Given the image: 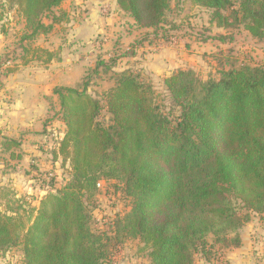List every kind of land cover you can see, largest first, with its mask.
<instances>
[{
	"label": "trees",
	"instance_id": "1",
	"mask_svg": "<svg viewBox=\"0 0 264 264\" xmlns=\"http://www.w3.org/2000/svg\"><path fill=\"white\" fill-rule=\"evenodd\" d=\"M8 1L30 28L28 39L59 21L54 9L62 0ZM191 1L217 27L242 26L264 39V0ZM170 2L116 0L137 27L155 34ZM22 50L23 64L28 53L43 64L55 59L48 48ZM141 77L132 69L113 74L104 93L106 125L86 82L53 89L47 99L57 101L65 125L54 159L68 161L71 173L63 186L46 191L33 213L22 205V212L0 210V252L21 245L23 264H108L114 245L129 238L144 243L151 264H194L198 252L240 245V226L264 211V64L231 63L204 80L179 68L162 77V103ZM19 146L13 139L1 143L12 159H20ZM101 180L119 181L131 207L96 227L89 205Z\"/></svg>",
	"mask_w": 264,
	"mask_h": 264
},
{
	"label": "rangeland",
	"instance_id": "2",
	"mask_svg": "<svg viewBox=\"0 0 264 264\" xmlns=\"http://www.w3.org/2000/svg\"><path fill=\"white\" fill-rule=\"evenodd\" d=\"M64 1H61L59 5L61 7L54 9L55 16L59 21L53 23L52 29L48 33L28 39L25 36L31 30L27 27L18 6L14 2L0 0V89L3 91V116L8 120H10V112H12L10 111L11 95H20L23 86L30 82L28 77L33 74L34 80H39L42 73H45V69L48 74L47 81H50L49 85L51 86L48 89L50 92L48 97L52 96L55 87L61 86L59 84L68 81L70 86H77V82L79 86L80 82L84 81L87 83L88 93L98 99L101 104L98 120L103 125L109 123L110 114L107 111L104 93L113 84V74L126 69L121 68L126 66V25L128 30L131 25L126 21V13L116 9L109 10L108 13H112L113 19H115L114 25L119 28L123 26L120 29L123 35L116 37L118 32H111L113 37L106 47H100L98 53L86 59L84 56L87 57L89 53L84 51L83 56L74 61L68 54L59 52L61 44L64 43L63 38L67 28L64 26V22L67 18L70 19L67 16V11L63 8L66 4ZM209 15L207 9L197 6L191 0H171L169 8L165 12L164 22L158 30L166 31L165 42L173 49L181 51L176 53L177 55L181 54V58L177 57V60H181L185 66H194V71L203 80L209 76H217L219 70L228 68L231 63L237 65L243 61L250 64H264V39L252 38L242 26L217 27L215 22H209ZM43 21L49 23L51 16L43 17ZM150 32H154V29L142 31L140 34L144 37L148 36ZM29 46L48 48L52 54L55 53V59L53 58L50 63L59 61L60 66L55 65L48 71V68H44L45 64L34 59V55L30 53L26 54L30 61L23 64L22 48ZM41 56L46 58L44 53ZM115 67L119 68L118 71L113 70ZM166 70L168 71V68ZM166 70L159 73H154L155 70H153L151 71L152 75H141L142 79L153 85L157 103L165 101L162 76ZM35 77L39 78L35 79ZM15 81L18 82L17 85L13 87L8 85ZM44 101L50 113L46 112L44 115H40L37 112V116H44L43 122L39 121V123L40 126L43 123V134L46 133L50 137V140L48 139L45 144L46 148L41 149L38 140L26 141L22 146L23 142L18 140L21 139L20 132L25 135L26 128L24 127L13 139L19 142L20 146L15 150L21 152L20 159H12L8 151L0 150V210L6 208L17 210L19 208V212H22L21 208H23L33 213L32 208L37 207L46 191L59 188L68 181L71 173L68 161H63L61 156L54 159L52 149L62 136L65 125L58 117L59 105L57 101L53 100L50 103L47 98ZM17 109L19 114L27 116L25 120L20 119L19 127H23L22 123L24 122L27 124L33 122L34 126L38 125V122L32 121L36 116L35 111L22 107L20 102L15 110L17 111ZM55 111L57 116L54 114ZM6 126L9 129V121ZM51 133L55 136H50ZM3 138L12 139L8 136ZM31 147L39 151V154L36 155L39 159L36 162L38 166L33 159H23L22 148ZM44 149L45 151L41 152ZM26 177L28 180L33 179V182L26 181ZM130 207L131 199L124 193L123 185L119 181L101 180L99 189L89 205L92 223L96 227H103L104 223L107 224L116 215L123 216L130 210ZM238 234L240 236L239 246L223 247L220 245L219 247L216 245L202 256L198 252L194 255V264H217L216 258L220 260V264H231L230 259L226 258L229 252H236L235 264H264V211L251 213L249 220L238 229ZM207 239L211 243L213 236L209 235ZM148 252L149 249L138 239L125 238L112 248L113 255L108 264H151ZM0 264H23L21 245L0 252Z\"/></svg>",
	"mask_w": 264,
	"mask_h": 264
},
{
	"label": "crops",
	"instance_id": "3",
	"mask_svg": "<svg viewBox=\"0 0 264 264\" xmlns=\"http://www.w3.org/2000/svg\"><path fill=\"white\" fill-rule=\"evenodd\" d=\"M64 2L66 4L63 8L67 11V16H69L70 19L67 18L64 22V26L67 28L65 29L66 33L63 38L64 43L60 46L61 49L59 52L61 54H68V56L75 61L83 56L82 53L84 51H87L89 55H87V57L84 56L85 59L89 57L91 58L94 54L98 53L97 51H99L100 47L107 46L108 42H110V39L113 37L111 32H118L116 37L123 35L121 32L122 30H120L123 26H120L119 28V26L114 25L115 19H113L112 13H108L109 10H121L116 4V0H65ZM126 16V21L129 22L131 28L128 30L126 25V66L121 69H132L139 72L141 75H152L151 71L153 70L156 71H154V73H159L168 68V71H165L164 76L169 75L170 72L179 68L194 69V66H185L181 63V60H177V57L181 58V54L177 55L176 53H180L181 51L173 49L170 47L171 45H168L167 42H165L164 36L166 31L158 30L156 34L150 32L148 36L143 37L140 33H142V31H150L151 28H139L127 13ZM122 38L124 40V36ZM65 60H67V58H65ZM172 63H174L173 66H170ZM59 64V61L50 64L48 63L44 65V68H48L49 71L51 67ZM115 68H113V70L118 71L119 68ZM44 72L45 73H42V77L39 80L36 79L39 77H35L36 80H34V75H30V77H28L30 82L23 86L21 94L16 96L11 95L10 111L12 112H10V120L3 116V91L0 89V150L2 149L1 143L4 136L14 139L15 135L17 133L19 134L24 127L26 128L25 135L20 132L21 134L19 135L21 136V139L18 140L19 142H23L22 146H24L26 141L38 140L41 149L46 148L45 144L48 139L50 140V137L47 136L48 134L46 133L43 134V123H41V126L39 123V121L43 122L44 116H37V112L40 115H44L46 112L50 113V110L45 106L46 103L44 100L50 95L48 89L51 86L49 85L50 81H47L48 74L45 69ZM15 82L8 85L13 87L18 84L17 81ZM68 84L69 82L67 81L64 84L59 85L71 87ZM19 102L22 107L32 109L33 112H36V116H34L35 118L32 119V121L35 120V122H38L37 126H34L33 122L32 124L24 122L22 123L23 127H19L20 119L23 118L25 120L27 118V116H23L21 113L19 114L18 109L17 111L15 110ZM8 121L10 122L9 129L8 126H6ZM51 135L55 136V134L52 133L50 136ZM22 149L24 151V160L33 159L35 164L39 161L36 157V155L39 154V151L36 150V148L31 147L28 149ZM42 151H45V149L41 150V152ZM36 166L38 165L36 164ZM25 179L26 181L28 180L27 177ZM28 181L29 183H32L33 179ZM235 256L236 252H229L226 258L230 259L231 264H235ZM219 261L220 260L216 258L217 264H220Z\"/></svg>",
	"mask_w": 264,
	"mask_h": 264
}]
</instances>
